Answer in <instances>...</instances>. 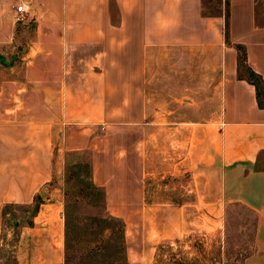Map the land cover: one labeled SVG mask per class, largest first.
<instances>
[{"label": "crops", "instance_id": "crops-1", "mask_svg": "<svg viewBox=\"0 0 264 264\" xmlns=\"http://www.w3.org/2000/svg\"><path fill=\"white\" fill-rule=\"evenodd\" d=\"M14 1L0 14V48L23 41L9 19ZM215 1L214 12L204 0L21 1L17 13L36 26L23 70L0 86L11 95L0 96V232L6 204L40 196L21 229L34 252L47 248L39 264L62 260L51 255L64 223L50 182L68 154L84 152L106 204L128 207L110 213L125 223L127 253L194 229L185 207H219L222 223L228 206L242 205L255 223L246 264H264V106L238 74L236 47L264 82V0ZM8 57L0 51L3 64ZM167 174L185 175L191 196L147 198L148 178ZM146 206L155 217L141 209L137 219L129 208Z\"/></svg>", "mask_w": 264, "mask_h": 264}, {"label": "rangeland", "instance_id": "rangeland-1", "mask_svg": "<svg viewBox=\"0 0 264 264\" xmlns=\"http://www.w3.org/2000/svg\"><path fill=\"white\" fill-rule=\"evenodd\" d=\"M22 1V0H21ZM19 1V3L21 2ZM17 4L18 1L0 0V14L10 7V4ZM203 8L205 12H214L217 9L215 0H204ZM14 15V16H13ZM9 19H15L17 34L23 40L20 44L4 46L0 51L14 61L2 63L0 61V86L11 79L12 69L23 70L25 58L23 57L29 50L27 45L28 35L35 34V21L30 19L24 12L14 13ZM116 18V17H115ZM20 62V63H19ZM242 72H245L242 69ZM9 74V77L7 75ZM4 96L6 100L11 95ZM155 161V160H154ZM87 152L83 154L70 153L64 158L63 165L57 167L58 172L53 176L50 185L57 188L58 196L63 202V223L67 218L71 226L72 245L70 254L75 255L70 259L69 264H91L101 260L104 253L113 252L117 254L119 225L114 221H100L99 218L107 213H121L128 207L107 205L103 203L98 190L91 184L89 168L87 166ZM77 164V165H75ZM264 166V160L258 165ZM172 174L165 175L164 178L157 179L151 176L147 180V198L156 199H182L191 196L193 191H188V182L183 179H168ZM176 177V176H175ZM206 175H201L200 180ZM92 178V173H91ZM93 180V179H92ZM200 183V182H199ZM197 183V185H199ZM197 190V193H203ZM208 192V191H206ZM214 192V191H213ZM41 200L38 196L30 205L6 204L3 207L2 226L0 232V264H11L22 259L23 264H39L47 253V248L40 245L37 251H33V242L30 234L21 236L23 226L30 224V217L35 210V204ZM134 208V217L139 219V210H151L148 214L155 217V207H129ZM187 213L195 216L197 225L195 228L183 232L176 237L165 239L149 240V247L145 254L137 252L138 248H131V252L126 255L130 264H246L247 258L254 251V216L249 209L242 205H230L226 209L225 221H218L219 207H208L197 205L185 207ZM212 214V222L204 224V215ZM121 217V216H120ZM155 221V219L153 218ZM124 222V221H123ZM125 226V223H124ZM135 227V226H134ZM133 227V229H134ZM136 229V228H135ZM129 232L131 230H128ZM131 233V232H130ZM135 233H139L135 230ZM25 235H27L25 237ZM125 235V234H124ZM151 236L155 237V226ZM58 248V250H57ZM46 250V253L44 251ZM52 259L53 261L61 256L59 264L65 262L64 233L62 236L52 238ZM104 261V260H103ZM105 263V262H103Z\"/></svg>", "mask_w": 264, "mask_h": 264}, {"label": "trees", "instance_id": "trees-1", "mask_svg": "<svg viewBox=\"0 0 264 264\" xmlns=\"http://www.w3.org/2000/svg\"><path fill=\"white\" fill-rule=\"evenodd\" d=\"M237 49L239 50V55H238V71H239V76L245 75L246 78L251 81L255 87H256V96H257V101L260 106H264V82L261 77V75L257 72H255L249 65L246 63V55H245V49L241 44H236ZM242 69L245 70V72H242ZM77 165V164H75ZM87 166L89 168V177H90V182L94 186L96 190H98V193L101 196V199L103 203H105V191L104 189L97 185L91 178V165L88 160ZM38 208V202L35 204V210ZM34 210V211H35ZM100 221H114L118 223L119 225V239H118V247H117V254L113 252H107L104 253L101 260L96 259L95 263L91 264H130L129 261L127 260L126 256V244H125V235H124V222L120 217L114 216L110 213H107V215H103L102 217L99 218ZM32 222V221H30ZM106 223V222H105ZM71 226L66 218L64 220V245H65V262L64 264H69L70 259L72 257H75V255L70 254V249L72 247L71 243ZM104 260V261H103ZM105 262V263H103Z\"/></svg>", "mask_w": 264, "mask_h": 264}, {"label": "built area", "instance_id": "built-area-1", "mask_svg": "<svg viewBox=\"0 0 264 264\" xmlns=\"http://www.w3.org/2000/svg\"><path fill=\"white\" fill-rule=\"evenodd\" d=\"M17 11L22 12L25 10L24 3H19L16 7Z\"/></svg>", "mask_w": 264, "mask_h": 264}]
</instances>
